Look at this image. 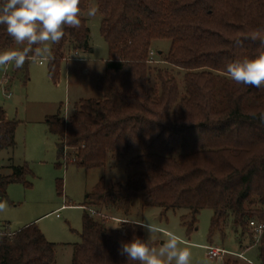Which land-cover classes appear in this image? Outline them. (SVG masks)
<instances>
[{
  "label": "trees",
  "instance_id": "1",
  "mask_svg": "<svg viewBox=\"0 0 264 264\" xmlns=\"http://www.w3.org/2000/svg\"><path fill=\"white\" fill-rule=\"evenodd\" d=\"M97 5L109 48L105 75L97 83L102 98L81 100L68 119L48 118V128L57 136L59 158L78 168L105 167L109 153H142L129 159L133 172L124 184L107 188L102 178L81 205L90 213L83 216L82 242L74 245L72 264H138L121 256L119 248L134 237L144 239L143 228L114 229L105 213L118 212L119 205L128 213L136 201L142 208L189 210L190 232L196 216L211 209V236L232 223L240 237L248 231L254 237L250 223L264 224V125L259 121L264 88L235 83L226 64L264 51L261 39L249 38L257 30L264 37V0H97ZM80 8L85 12L88 0H81ZM80 18L81 27L66 28L52 46L53 81L68 49L91 51L88 21ZM157 41L171 42L167 54L158 55L185 72L184 94L174 77L161 78L159 92L149 85L148 62ZM18 47L0 25V52ZM17 126L0 107V151L16 146ZM11 168L12 175L0 173V200L26 172L25 166ZM259 243L257 264H264V235ZM0 264H57L56 244L36 224L25 226L0 241ZM223 264L241 263L227 259Z\"/></svg>",
  "mask_w": 264,
  "mask_h": 264
},
{
  "label": "rangeland",
  "instance_id": "2",
  "mask_svg": "<svg viewBox=\"0 0 264 264\" xmlns=\"http://www.w3.org/2000/svg\"><path fill=\"white\" fill-rule=\"evenodd\" d=\"M91 7L98 8L97 0H88V9L81 13L91 30V51L76 54L68 49L57 81L49 76L50 59L44 60L43 64L26 62L20 69L13 65H8L7 71L0 69V107L5 110L8 120L18 122L16 146L0 151V173L9 176L13 173V165L26 167L23 179L7 187L2 201L7 202L8 209L0 213V227L7 226L17 232L36 224L46 239L56 244L57 264H72L74 245L82 242L83 216L90 213V209L81 205L87 204L88 195L102 178L107 188L124 184L133 172L128 165L129 159L142 153L140 149L129 156L109 153L105 167L78 168L59 158L57 136L49 131L48 118L60 115L68 119L81 100L102 98L97 83L105 75L109 48L101 35L103 16L97 11L95 16L89 17L87 12ZM170 45V41L155 42L151 50L154 52L153 61L148 62L149 85L159 92L160 79L174 77L184 94L185 72L166 63V55H158L160 51L167 54ZM68 151L73 153L75 150ZM108 201L112 206V200ZM118 208L116 213L105 212L112 216L108 219L110 226L124 218L155 223L163 231L153 234L151 246L159 248L167 240L168 233H174L182 243L190 246L191 264H205L206 261L208 264H223L227 259L241 264H257L260 239L253 237L250 231L240 237L232 223L211 236L214 216L211 209H204L196 216L197 223L190 232L194 219L187 209L142 208L137 201L128 213L123 205ZM94 215L96 218L102 216ZM144 239H148L145 230ZM207 246L220 247L228 254L222 259H211Z\"/></svg>",
  "mask_w": 264,
  "mask_h": 264
},
{
  "label": "clouds",
  "instance_id": "3",
  "mask_svg": "<svg viewBox=\"0 0 264 264\" xmlns=\"http://www.w3.org/2000/svg\"><path fill=\"white\" fill-rule=\"evenodd\" d=\"M80 3L81 0H2L0 25L6 27L7 34L16 45L25 46L0 52V69L7 71L8 65L20 69L26 62L42 63L51 59L52 46L61 42L65 29L81 27ZM97 11V7H91L87 15L93 17ZM259 32L260 30L254 31L249 38L261 39L264 43V37H260ZM226 75L237 84L264 88V51H260L254 58L229 61L226 64ZM259 121L264 125V112L259 113ZM7 209V202L0 200V213H5ZM123 224L139 226L148 233L147 240L134 237L130 241L121 242L119 254L128 261L138 264H191V248L182 243L178 235L169 232L167 240L156 248L151 246V240L153 234L163 231L159 225L143 220L124 219L109 227L119 229ZM256 232L264 235V225H260ZM6 236L11 239L14 233L0 232V241Z\"/></svg>",
  "mask_w": 264,
  "mask_h": 264
},
{
  "label": "built area",
  "instance_id": "4",
  "mask_svg": "<svg viewBox=\"0 0 264 264\" xmlns=\"http://www.w3.org/2000/svg\"><path fill=\"white\" fill-rule=\"evenodd\" d=\"M76 54H78V52H76ZM153 56H154V52L151 51L150 53V60L149 61H153ZM68 59V58H67ZM69 60V59H68ZM3 84V83H1ZM59 216V215H58ZM260 225H264V224H258L257 222H251L250 223V226L251 228L253 229V232L255 234V236H257L259 239L261 238L262 235H258L257 234V228L260 226ZM0 232H4V233H8V232H11V233H15V232H12L9 227L7 226H4V227H0ZM207 250H208V255L211 259H222L224 255L228 254L227 251H225L224 249L220 248V247H216V246H207ZM239 257H241L242 259L243 258V255H239ZM245 260V259H244ZM251 263V262H250Z\"/></svg>",
  "mask_w": 264,
  "mask_h": 264
},
{
  "label": "crops",
  "instance_id": "5",
  "mask_svg": "<svg viewBox=\"0 0 264 264\" xmlns=\"http://www.w3.org/2000/svg\"><path fill=\"white\" fill-rule=\"evenodd\" d=\"M20 46V45H19ZM23 46H20V48H22ZM40 64H43V62L42 63H40Z\"/></svg>",
  "mask_w": 264,
  "mask_h": 264
}]
</instances>
